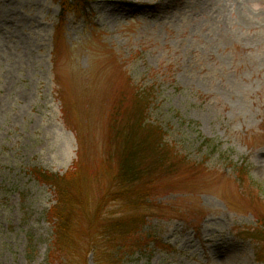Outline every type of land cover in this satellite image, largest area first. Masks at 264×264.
Listing matches in <instances>:
<instances>
[{
	"label": "rangeland",
	"instance_id": "rangeland-1",
	"mask_svg": "<svg viewBox=\"0 0 264 264\" xmlns=\"http://www.w3.org/2000/svg\"><path fill=\"white\" fill-rule=\"evenodd\" d=\"M59 12L56 0H0V264H49L55 195L30 169L63 173L79 156L99 166L114 110L137 87H154L150 118L187 158L147 204L126 207L147 215L152 239L123 264H264L248 235L264 215V0H91L62 22ZM241 162L258 186L239 184ZM110 185L93 170L89 210ZM85 254L78 263L93 264Z\"/></svg>",
	"mask_w": 264,
	"mask_h": 264
},
{
	"label": "trees",
	"instance_id": "trees-1",
	"mask_svg": "<svg viewBox=\"0 0 264 264\" xmlns=\"http://www.w3.org/2000/svg\"><path fill=\"white\" fill-rule=\"evenodd\" d=\"M56 1L60 6V22L72 13L86 14L91 3V0ZM154 94V87H137L128 103L116 107L109 135L112 148L99 161L97 169L79 155L63 173L40 167L30 169L38 181L49 184L55 195L47 212L53 224L49 264H79L86 252L93 255V264H123L125 256L144 248L152 239L143 228L147 215L127 213L126 207L135 209L147 204L165 180L178 177V168L187 158L167 141L164 127L151 120ZM203 142L220 151L212 139L205 138ZM109 161L110 170L105 164ZM232 167L240 185L251 180L252 185L258 186L246 162L233 163ZM93 170L107 173L111 185L103 197L96 199V207L89 210L85 199L91 196L85 193L83 185L92 177ZM113 199L121 202V208L104 213L101 203ZM257 221L256 226L248 229V235L261 243L257 253L264 259V215H259Z\"/></svg>",
	"mask_w": 264,
	"mask_h": 264
}]
</instances>
